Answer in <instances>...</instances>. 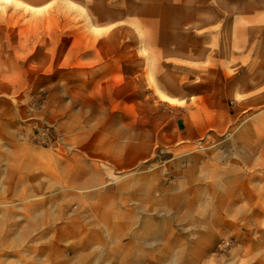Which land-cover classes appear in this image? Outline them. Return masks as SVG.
<instances>
[{
    "label": "rangeland",
    "instance_id": "rangeland-1",
    "mask_svg": "<svg viewBox=\"0 0 264 264\" xmlns=\"http://www.w3.org/2000/svg\"><path fill=\"white\" fill-rule=\"evenodd\" d=\"M150 1L0 0V264H264V0Z\"/></svg>",
    "mask_w": 264,
    "mask_h": 264
},
{
    "label": "crops",
    "instance_id": "crops-1",
    "mask_svg": "<svg viewBox=\"0 0 264 264\" xmlns=\"http://www.w3.org/2000/svg\"><path fill=\"white\" fill-rule=\"evenodd\" d=\"M154 3L156 6H160L159 11L164 12V14H171V13H178V12H191V13H195V12H199L200 10L195 8L194 5H186L184 3L183 0H151L149 4ZM167 27H170L167 26ZM167 97V96H166ZM169 98V97H167ZM169 100H172V98H169ZM201 130H197V133L200 134ZM197 134V135H198ZM191 136H194V134H192Z\"/></svg>",
    "mask_w": 264,
    "mask_h": 264
},
{
    "label": "bare ground",
    "instance_id": "bare-ground-1",
    "mask_svg": "<svg viewBox=\"0 0 264 264\" xmlns=\"http://www.w3.org/2000/svg\"><path fill=\"white\" fill-rule=\"evenodd\" d=\"M163 96V95H162Z\"/></svg>",
    "mask_w": 264,
    "mask_h": 264
}]
</instances>
